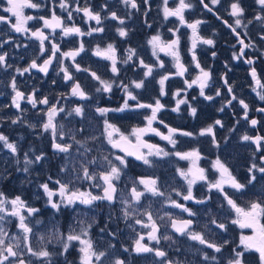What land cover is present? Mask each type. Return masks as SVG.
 <instances>
[{"label":"rangeland","instance_id":"374dc122","mask_svg":"<svg viewBox=\"0 0 264 264\" xmlns=\"http://www.w3.org/2000/svg\"><path fill=\"white\" fill-rule=\"evenodd\" d=\"M233 1L235 2V0ZM140 2L143 4L140 5V7L142 6L144 10L145 4L143 3V0ZM239 3L241 7L245 6V0H239ZM87 6L90 7V5ZM160 7L162 8H157V11L154 10L153 13L150 12L148 16V19L152 20L154 25L151 30L148 28L145 29L147 36L144 41L148 45V53L145 52L146 47L143 48L140 46L141 42L139 36H132L131 34V30L137 28V25H135V23L133 24L131 21L136 16L134 11L136 9L131 10V8V13L127 15H123L120 12L116 13L117 16L125 20V23L121 25L118 20L110 18L109 13L111 12L103 11V8L99 10L90 7L93 12L100 13L102 23L101 25H97L95 21L88 20L85 16L86 25L81 28V30L84 33H87L92 28L103 27L104 31L102 33L93 32L91 35L84 36H64L61 29H56L55 32H52L51 29L45 28L44 31L49 36V39L44 42L43 51L40 47V41L35 37H31L30 33L23 34L15 32V35L17 36L8 40L6 35H12L10 34V24H7L4 29L6 35L4 37L0 36V45H2L0 46V54L8 52V56L6 57L7 66L0 65V133H3L11 142L17 144L18 158L20 160V163L17 164V155L12 154L9 149L4 148L3 142H0V192H3L5 196L10 199L20 196L26 201L28 206L39 209V212L30 217L28 221L33 227V233L30 238L33 248L38 249L41 246L38 239L40 235L47 236L53 229L52 223L55 217V214L53 213L57 212L48 203V197L40 185L48 183L50 189H58L59 186L55 183L56 180H60L62 183L71 180L73 182L72 187L86 191L91 190L93 194H99L98 190L94 187V182L75 179V172H79L80 170V162L95 157L97 158V165L90 166V171H100L103 170L100 165L104 163L102 160L104 155H109L110 153L122 155L118 149L111 148V145L107 143L106 138L100 136V133L103 130V121L105 117L100 116V114L96 112V108L98 107L116 109L123 105L126 94L124 89L117 85L120 84V82H123L124 85H128L129 90L133 91L137 96V101L140 103L154 104L156 99H159L164 105L168 103L166 101L167 97L161 94V85L159 84L160 78L168 74L164 73V64L163 67L158 66L160 61L156 60V56L153 55L152 46L148 43L153 35L159 34L161 37H164L163 32H166V29L162 27V29H160L157 26L162 25L160 22L157 24L159 18L158 13L162 11L163 5H160ZM168 7H173V5L169 2ZM41 14L43 13L37 12V15L34 16H40ZM168 19L169 22L172 20L171 17ZM165 21L166 20L162 22L165 23ZM140 22L142 23V19ZM69 23L70 25H75L77 22ZM37 26L38 25H33L31 27V25H29L28 27L32 30H36L38 28ZM120 27H124L128 31L126 37H121L119 35L117 29ZM133 40L134 43L131 44V41ZM53 42L60 44V51L57 52L56 62L52 65L51 70L47 72V74L41 72L38 68L31 69L23 75L16 71L17 68L23 69L28 67L31 64L32 59H37L38 65L43 64L44 59H47L51 55ZM81 42L84 45V51L75 58V63H73L70 57L62 56V53L64 52L77 49ZM110 43L116 48V55L118 58L117 67L119 69L118 75L111 72V62L109 60L95 55V49L97 46L103 49ZM17 45H19V47H17ZM130 48L135 49L136 54L132 61L125 64L122 61L126 59ZM23 56H25L26 59ZM138 58H142L146 64L153 66L151 75H145L146 69L139 64ZM75 64L80 65V71L76 70ZM63 67L68 68V71L73 76V80L66 81L64 79V72L61 71ZM84 69H88V71H84ZM91 72H96V74L102 79L110 81L115 80L116 84H114L112 92H96L95 89L100 87V85L99 82L91 76ZM13 77H15L17 88L24 92L26 97L32 92H35V96L38 100L43 97H48L50 105L56 104L57 101H59L57 107H63L64 111L60 112L55 117V122L58 126H63L60 130H62L65 135L64 139L61 140L59 139L58 132L56 140L61 143H71L73 146L70 153H61L55 150L53 147L54 141L51 131H44L42 128V125L47 121L46 113L49 105L38 103L33 107L27 99L21 101L20 109H16L15 106L12 105V98L15 94L11 88ZM140 80L144 81V86L140 89H135L131 82ZM73 81H78L82 88L89 93L91 98L80 99L79 97L72 96L70 91ZM168 81L169 79L165 81L163 88L166 87ZM205 96H203V98H205ZM137 101L129 100V104L133 105L132 108L126 109L123 112H109L106 117L110 123L115 124L119 127L121 132L126 135L130 134L134 127H144L147 123L145 117L151 114V110L148 108H135L134 105ZM77 106H83V116L76 115L72 111ZM164 109H166V107H164ZM164 109L158 113V121L165 118L163 116ZM69 113H71V115H69ZM17 117L21 118L20 122L12 123ZM158 121L154 122L153 127L167 134V128L164 126L165 123L160 124ZM29 125H35V127H29ZM72 135H75L76 140L81 141V144L75 143L71 139ZM94 136L100 138L96 140L91 139ZM149 136L151 144L159 145L170 153L176 151H190L194 148H199L201 153H206L207 151L205 150L207 149V142L199 136V133L197 134V139L192 137L184 139L182 138L183 135L180 136L179 133H177L174 136V139L177 140L175 148H173L168 141L161 139L155 134ZM87 149H91V151L86 153ZM24 153H28V157L33 160L36 155L43 154L44 159L38 163L29 165V171L24 172L22 170L24 167ZM109 158L112 159L113 157L109 155ZM132 158L133 160H130V158L127 157L128 166L123 170L124 174L119 181L121 191L118 194V204L116 206H109L105 203L99 205L98 202H95L91 206L76 203L75 205L68 207L62 206L60 211L67 208L68 213L72 210L75 211V220L72 221L73 225L74 221L80 219L90 222L92 213L97 222L98 217H101V214L102 216L104 215L101 210L107 207L105 213H108L106 214L105 219H107L108 222L112 218L115 220L114 229L117 238H110L107 232L101 233L97 249L101 251L106 250L108 253V255L103 258V264H112L116 259L124 260L125 264H160L161 260L164 259L156 257L153 253L148 256H135L134 241L137 238V235L144 234L147 237L149 229L142 225H136L134 219L139 218L144 221V223H148L147 217L142 215L145 210H150L153 219H155L157 224L160 225V243L157 244L155 241L153 242H155V246L164 249L168 253L167 259L170 258L173 261L178 260L182 262V264H217L216 261L203 260V252H207L211 256V254L214 253L212 249H208L206 246L200 245L196 241H192L187 235L182 236L180 234H175L170 227L171 221L165 216V213H170L172 217L188 215L187 212L170 204L168 202L169 197L172 200H176L179 203L186 205V207L193 212L191 204L194 200L184 201L182 196H178L176 192L173 191V189H177L186 194L187 184L183 178L179 176L177 169L186 170L189 167L190 162L181 160L174 155H169L168 157H151L150 159H152L154 163L152 166H148L141 161L135 160L134 157ZM74 165L75 172L73 168ZM201 165L202 164L199 161V166ZM133 167L135 170H133ZM65 168L67 171H62V169ZM234 172L235 171H232L233 175L239 179L238 174H234ZM140 177H158L160 189L165 193V196L153 197L151 194H146L145 197L141 199L139 205H134L135 207H138L141 215L125 221L122 213L124 205L120 203V199H130L129 191L132 187V181L137 180ZM202 182L204 181H199L193 186L194 196L198 193L199 197H207L208 195H211V193H214L216 194L215 200L221 203L223 200L222 194L216 190H212L211 193H209L207 182H204V185L200 186ZM53 199L59 200V196H55ZM209 202L210 200H207L202 207L201 220L203 225L208 224L203 218L208 217L210 213L207 206H205ZM202 204L203 203H199V205ZM24 214L27 216L26 212ZM161 216H165L164 220L159 219ZM36 220L41 221V223L36 224ZM0 226H3L8 232L9 240L7 242H13L11 240V237L13 236L22 237L21 230L18 227L17 218L6 217L4 221H0ZM55 226L62 227V219H60ZM101 226L103 227V225ZM60 231L63 232L62 229H60ZM164 235L170 236L171 240H164L162 238ZM205 237L207 239H212L211 235H207V233H205ZM109 244H112L115 247L109 248ZM78 246V244H74V247L69 249L67 258L69 261H72L73 264H78V252L76 250ZM56 247L57 246L52 244L48 245L49 251H53ZM125 249H127V251H125ZM198 249L200 251H197ZM21 250L26 252L23 242L21 243ZM217 254L219 253H214L218 258L219 264H222L223 261H221V258L226 260L227 257L218 256ZM23 258L31 261L32 264H41L40 261L31 257L30 254L25 255ZM57 264H63V258H59Z\"/></svg>","mask_w":264,"mask_h":264},{"label":"snow or ice","instance_id":"6c2138e0","mask_svg":"<svg viewBox=\"0 0 264 264\" xmlns=\"http://www.w3.org/2000/svg\"><path fill=\"white\" fill-rule=\"evenodd\" d=\"M122 3L125 6H130L131 9H136L137 11L140 8V5L137 3V0H122ZM145 5L148 4V0H143ZM201 3L205 8L209 11H212L209 8L208 4L204 3V0H201ZM219 0H211V4H218ZM257 3L261 6V11H264V0H257ZM169 0H163V18L167 20L169 17H176L179 19L180 23L186 24L187 27L192 29L193 40L191 44L190 51L192 52V58L196 62L195 66L199 69V75L195 77V79L191 80V82L185 81L188 87L191 88L193 85H198L200 88V95L205 96L204 89L208 85V81L211 79V72L209 70H205L200 66L199 61L197 60L195 54V48L197 46V42H202L207 45L214 46L215 42L212 39H205L200 37L197 33L198 26L202 23L200 20H196L192 23H188L185 20L184 12L186 9H191L193 5L186 0H179V3L176 7H168ZM8 7L4 8L3 11L6 13H10V16H0V23L10 24L11 28L17 33L23 34H31V37H35L40 41V47L43 51L44 42L49 39V36L45 33L44 29H51L52 32H55L56 29H61L64 36L69 35H91L93 32L104 31L103 27L92 28L89 32L84 33L79 27L72 25H65L62 17L57 16L55 10L53 9L51 17L45 18L44 16H32L25 15V9H39L43 5L38 2H34V0H7ZM59 7L63 10H68L71 5H69L68 0H60ZM106 7V6H105ZM231 11L230 15L235 17L234 24L236 26H241L243 23L242 17L244 15V8L241 7L239 0H235V2L230 5ZM77 12H83V14L88 18V20H93L97 25H101L102 19L99 12H93L89 6L80 7L78 0L75 8ZM147 15V13H145ZM15 18V22H12V19ZM72 12L68 11V19L71 20ZM110 18L114 20H118L121 25L125 23V20L119 16H117L116 12L110 13ZM256 20H264V16L257 15L255 17ZM32 20L43 21V27L37 28L36 30H32L29 28L28 22ZM227 24V21H224ZM251 23V21H249ZM151 27V25H149ZM228 27L232 29L233 32H236V28L233 25L228 24ZM119 35L121 37H126L128 35V31L124 27H120L117 29ZM169 31L178 32V29H169ZM239 36V33H237ZM243 47L240 50L239 55L234 54L235 59H240L244 55V48L252 47L251 44H245L241 39L238 41ZM148 43L152 46L153 55L157 56L158 52H165L166 54L173 57L175 60V67L178 69L177 75L183 76L187 71L185 65L181 62V56L179 52V44L180 38L177 35L175 39L171 41H163L162 37L157 34L153 35ZM2 46V45H0ZM19 47V45H17ZM60 51L59 45L56 43H52V51L51 56L48 59L43 61V64H37L36 60H33L31 64L23 69L17 68L16 71L23 75L24 73L29 72L31 69H39L41 72L47 74L49 66L52 64L53 59L56 56V53ZM84 51V45L81 42L77 49L62 53L63 57H70L75 63V58L80 55L81 52ZM135 49H129L128 55L126 59L122 62L127 64L129 61L133 60L135 56ZM95 55L102 57L111 62V72L113 74H119V69L117 67L118 58L116 55V48L113 44H108L106 48H100L99 46L95 49ZM215 56V53H213ZM6 57L7 53L0 54V65H6ZM139 59V64L142 65L146 69V76L152 74L153 66L148 65L144 62L142 58ZM157 59L159 57L157 56ZM248 64H253L254 61L252 59L247 60ZM159 67H163V62L160 61ZM76 70L80 71V65L75 64ZM61 71L64 72V79L66 81L73 80V76L68 71L67 67H63ZM84 71H88V69H84ZM252 77L256 80V84L260 88H264V83L258 78L255 68L251 70ZM91 76L99 82L100 87L95 89L96 92H106L111 93L113 90L114 84H116L115 80H105L96 74V72H91ZM169 79L168 75H164L160 78L159 84L161 85V94L164 95V84L165 81ZM224 83L227 84V79H224ZM131 84L135 89H140L144 86V81H132ZM118 87H122L125 91L126 98L121 107L116 109L106 108V107H98L96 108V112L100 114V116L105 117L103 121V130L100 133L101 137L106 138L107 143L111 145V148L118 149L119 152L124 155H115L109 154L113 158L110 159L109 155H104L102 157L103 164L100 167L103 170L100 171H90V166L97 165V158H91L86 161L80 162V170L79 172H75V165L73 166L75 172V179H83L94 182L95 187L100 188L101 194H93L91 190L82 191L79 188L72 187V181L69 180L66 183H62L60 180H56L55 183L59 186L58 189H50L48 183H43L40 187L43 189L44 193L48 197V203L51 205L53 209L57 212L60 211L61 207H68L75 205L76 203H80L83 205H93L97 201H108L109 203H115L117 200L118 193V183L121 180L122 175L124 174L123 170L127 168L128 161L127 157H135L136 160L142 161L143 164L152 166L153 160L151 157H168L169 155H174L179 157L181 160L189 161V167L185 169H177L180 177L187 184L186 194L180 192L177 189H173L174 192L178 196H182L184 201L195 200L196 203H205L207 200L211 199V196L208 195L204 199H197L193 194V186L199 182L204 181L207 182L208 191L211 193L212 190H216L221 193L223 196V200L226 202L228 209L230 212L234 213V218L230 219V223L232 225L238 226L240 229L250 230V234L245 235L241 234L239 237V243L235 248L231 250V255L226 260V264H245V253H256L258 264H264V189L256 196L255 199L247 200L243 205L238 204L236 199H234L227 191H225V187L235 190L236 192H242L246 189L247 185L253 184L257 180L256 172L264 174V166H259L256 163H252L248 169V172L251 174L247 180V183H241L235 175H233L232 171L228 167V165L222 161L219 157L213 162V169L219 174L218 179L209 180L206 175V169L199 166V161L203 158L199 148H194L190 151L180 152L176 151L174 153H170L166 151L164 148L160 147L156 144H151L147 140L144 139V136L148 134H155L159 136L161 139L168 141L173 148H175L177 144V140L174 139V136L179 133L183 136L191 137L194 135L192 132L181 131L176 128L169 127L168 125H164L167 128V134L159 131L157 128L153 127L154 122L158 121V113L164 109L165 105L160 102L159 99L155 100L154 104H145L137 101V96L133 93V91L129 90L128 85H124L123 82L117 85ZM11 88L15 93L12 98V105L15 106L16 109L21 108V101L27 99L29 103L35 107L38 103L43 105H49L47 110V121L42 125L44 131H51V135L53 138V147L55 150L61 153H70L72 149L71 143H57L55 142L57 139V135L59 132V139H64V132L62 129V125L58 126L55 122V117L64 111L63 107H57L59 101L56 104H51L47 97H43L42 99H37L35 96V92H32L30 95L26 97L25 93L20 91L17 88L15 77H13L11 81ZM227 91L229 93L232 92L231 86L228 87ZM70 94L72 96L79 97L80 99H90L89 93H87L80 85L78 81H73V85L71 87ZM176 96L180 95V92L175 93ZM216 95L219 96L220 92L217 91ZM260 99L264 100V94H260ZM208 100H212V96L205 97ZM236 96L233 95L230 100H228V104L231 105L232 100H235ZM129 100L137 101L134 105L135 108H148L151 110V114L146 116L145 119L147 121L144 127H134L130 134L126 135L121 132L119 127L115 124L110 123L108 121L107 114L109 112H123L126 109H130L133 105L129 104ZM188 103L187 99H179L177 100L176 108L173 111H179V107L182 104ZM239 104L242 105L244 109V119H248V104L245 103L244 100H239ZM190 108V114L194 117L197 113V109L195 107ZM223 111V108L220 109ZM76 115L83 116V106H77L72 110ZM259 112H264V108L257 109ZM71 115V113H69ZM20 117H17L12 123L20 122ZM160 124H164L163 120L158 121ZM251 125L255 126L258 121L256 119H252L250 121ZM219 125L223 127V124L220 120H216L214 124L208 125L206 128L200 130L199 135H209L212 137V142L217 147L219 144L215 139V126ZM29 127H35V125H29ZM100 137H92L91 139L96 140ZM71 139L77 143L81 144V141H77L75 135L71 136ZM242 140L251 141L256 145V149L259 151L261 149L262 142H264V136L257 135L255 137L249 136L247 134L242 136ZM0 142H3V146L6 149H9L12 154L17 155L16 163L19 164L20 160L18 158V147L15 142H11L7 136L3 133H0ZM91 149H87V152H90ZM85 153V155H86ZM44 159L43 154L36 155L34 160L28 157V153H24L23 160V171H29V165L34 163H38ZM261 161L264 162V156H261ZM62 171H67V169H62ZM51 179V178H49ZM142 186V187H140ZM146 194H151V196L156 197H164L165 193L161 191L159 186V178L158 177H140L137 180L132 181V187L129 191L130 199L121 198L120 203L124 205L122 208V213L125 221L130 218H135L141 215L138 207L134 205H139L140 201ZM59 196V200H54L53 197ZM168 202L172 204L174 207L178 209H182L184 212H187L189 216H195L196 213L192 212L191 209L186 207V205L179 203L176 200H172L170 197L168 198ZM220 208H224L225 205L222 203L219 205ZM27 213V216L24 213ZM39 212V209L28 206L26 201H24L20 196H16L14 198H8L5 196L3 192H0V221H4L6 217H14L18 219V227L21 230V236H13L11 240L13 242H7L9 240L8 232L5 230L3 226H0V264H32L31 261H26L23 257L25 255H29L31 257L36 258L37 261H40L41 264H57V260L59 258H63V264H73L72 261L68 260L69 249L74 247V244H78L79 247L76 249L78 252V264H103V258H105L108 253L106 250L101 251L98 250L95 242L91 239L89 232L93 225L96 223L95 220L92 222H87L84 219L74 221L73 225L69 227V230L65 233L60 231L58 226H53V229L49 232L47 236L40 235L38 237L41 246L38 249L33 248L30 238L33 233V227L30 225L29 218L34 216ZM142 215L147 217L148 223H144L139 218L134 219V223L136 225H142L145 228H148L149 231L147 233V238L149 241H155L157 244L160 243L161 236L160 225L157 224V221L153 219L152 212L150 210H145ZM165 216L171 221V228L174 229L180 235H187L189 239L192 241L198 242L200 245L206 246L208 249H212L214 253H222V251L226 248V246L231 243L229 240H222L221 242H216L214 239H207L205 237V233L203 231H196L193 228V221L191 219H177L172 217L170 213H165ZM165 216L159 217L160 220H164ZM36 224L41 223V221L36 220ZM212 225H215L218 229L227 231V224L224 222H219L215 216H213L210 220ZM78 226V227H77ZM204 229H208V224H205ZM103 231V229H101ZM112 235H115L112 233ZM164 240H171V237L168 235H164L162 237ZM145 240L144 234H138L137 238L134 241V251L136 253H152L154 252L156 257L165 258L167 253L159 248H153L149 244L143 243ZM24 243L26 252L21 250V243ZM52 244L57 246L53 251H49L48 245ZM109 248L115 247L112 244L108 245ZM237 248H242L241 251H237ZM127 251V249H125ZM197 251H200L199 249ZM203 260L204 261H216L217 264L218 258L215 255H209L207 252H203ZM112 264H125V261L122 259H116ZM160 264H182L180 261H173L171 259H162Z\"/></svg>","mask_w":264,"mask_h":264},{"label":"flooded vegetation","instance_id":"af4514ba","mask_svg":"<svg viewBox=\"0 0 264 264\" xmlns=\"http://www.w3.org/2000/svg\"><path fill=\"white\" fill-rule=\"evenodd\" d=\"M141 0H137L139 5H143ZM34 2L41 3L43 6L39 9H25V15H37V12L43 13L40 16L45 18H50L53 9L57 16L62 17L65 25H70L69 22H77L75 26L80 29L85 27V15L83 12L75 11L77 0H68L71 7L66 11L59 7L60 0H34ZM169 2L176 7L179 0H169ZM193 5L191 9H186L184 12L185 20L188 23H192L196 20L202 21V23L197 28V33L200 37L205 39H212L215 42L214 46L204 44L202 42H197L195 48V54L200 66L205 70L211 72V79L208 81L207 87L204 89L206 96H212V100L203 98L200 95V88L198 85H193L191 88L188 87L185 81L191 82L199 75V69L195 66V61L192 58L191 44L193 40L192 29L187 27L186 24H181L179 19L176 17H171L172 20L167 19L164 22L163 11L158 13V21L162 25H157L158 28L166 29L163 32V41H171L175 39L178 35L180 38L179 52L181 56V62L187 68V71L183 76L177 75L178 69L175 67V60L172 56L166 54L165 52H158L157 56L159 59L157 61H162L165 65L164 73L169 75V81L164 88V96L167 97L165 104L166 109L163 110V120L165 125L172 128L179 129L181 131H187L194 133L192 138L197 139V134L201 129L206 128L208 125L214 124L216 120H220L223 127L215 126V139L219 144L217 147L212 142V137L209 135L201 136L207 142L206 153L203 152V159L200 160L202 164L200 167L206 169V175L209 180L218 179L219 174L213 169L212 164L219 157L224 161L231 171H235L234 174H238L239 181L241 183H247L249 176V167L252 163H256L259 166H264V162L261 161V156H264V142H262L261 149L258 151L256 145L251 141L242 140V136L247 134L249 136H264V112H259L257 109L264 108V100L260 99V94H264V88H260L256 84V80L251 75V70L255 68L258 78L264 83V20H256L257 15L264 16V11H261V6L257 3V0H245L244 15L242 17L243 23L241 26H236L234 24L235 17H232L229 13L231 11V3L233 0H219L218 4H211V0H204L205 4L209 5L216 10L209 11L203 6L201 0H186ZM79 6L84 7L85 5H90V7L96 8L106 12H116L123 15L130 14V6H125L122 0H78ZM156 7H155V5ZM163 0H148V4L143 7L141 6L139 10H134L136 16L133 18L132 23L137 25V28L132 29V36H139L141 42V47H146L145 52L148 53V45L144 40L147 36L145 29H150L154 27L152 20H149V13L157 8H162ZM106 6V7H105ZM8 7L7 0H0V16H10V13L3 11L4 8ZM132 10V9H131ZM68 11L72 12L71 20L68 19ZM157 11V10H156ZM36 13V14H35ZM147 13V15H145ZM110 14V13H109ZM36 17V16H34ZM142 19V23L140 22ZM227 19V24L224 23ZM163 21V22H162ZM251 21V23H249ZM15 22V18L12 19ZM228 24L233 25L236 28V32H233ZM7 23H0V36L4 37L5 27ZM38 25V28H42L43 22L39 20H32L28 22L29 26ZM151 25V27H149ZM144 27V28H143ZM162 27V28H161ZM169 29H178V32L170 31ZM11 36L6 38L10 40L15 38V31L10 29ZM146 32V33H145ZM239 33V36H237ZM4 34V35H3ZM167 35V36H166ZM120 39V38H119ZM243 40L245 44H251L252 47L244 48V55L240 59H235L234 54L239 55L241 48L243 47L238 41ZM138 40V41H139ZM134 40L131 41V44ZM7 44V43H5ZM60 46V44H58ZM215 53V56H213ZM8 56V52H7ZM49 56V55H48ZM47 56V57H48ZM25 58V56H23ZM46 57V58H47ZM57 57V53H56ZM26 59V58H25ZM252 59L253 64H248L247 60ZM36 63H38L37 59ZM45 60V59H44ZM43 61V59H42ZM56 62V61H55ZM51 70V69H50ZM49 70V71H50ZM48 71V72H49ZM227 79V84L224 83V79ZM231 86L232 92L227 91L228 87ZM180 92L179 96H176V92ZM219 91L220 95L217 96L216 92ZM235 95L236 99L232 100L231 105L228 104V100ZM205 96V97H206ZM48 98V97H47ZM187 99L188 103L182 104L179 107V111H173L176 108L177 100ZM244 100L248 104V119H244V109L242 105L239 104V100ZM195 107L197 109L196 115L193 117L190 114V108ZM223 108V111L220 109ZM256 119L258 123L253 126L250 121ZM160 129V126H159ZM151 135V134H149ZM144 136V139L149 143L151 142L150 136ZM180 135V134H179ZM182 136V135H180ZM188 136H182L184 139L191 138ZM57 142V140L55 141ZM61 143V142H57ZM122 155H124L122 153ZM133 160L132 157H128ZM136 160V159H135ZM139 161V160H138ZM142 162V161H141ZM133 170L135 168L133 167ZM257 180L253 184L247 185L246 189L242 192H236L233 189L225 187V191L229 193L234 199H236L238 204L243 205L249 199H255L256 196L264 189V174L256 172ZM196 185V184H195ZM204 185V182L200 186ZM118 193L120 190V183H118ZM95 187V185H94ZM99 194L101 190L95 187ZM199 188V187H198ZM86 191V190H82ZM199 191V190H198ZM200 193V192H199ZM197 199H204L205 197H199L198 193L195 194ZM215 195V196H214ZM211 199L207 206L208 211H210L208 217H204L208 223V229H204L202 224V205L196 203L195 200L191 204V208L195 216H182L192 218L195 223L193 228L196 231H204L207 235H211L212 239L216 242H221L222 240H229V243L222 252H231L233 248L239 243V237L243 233L245 235L250 234V230L240 229L236 225L230 223V219L234 218V213L230 212L228 206L224 200L219 203L216 198V194L211 193ZM118 199V198H117ZM209 201V200H208ZM99 205L105 203L109 206H116L118 200L115 203H109L108 201H97ZM224 204V208H220V204ZM107 207L101 210L104 214L98 217V221L93 223L89 235L91 239L97 244L100 242V235L102 232H107L110 238L116 239L117 235L115 232V220L112 218L108 222L105 219ZM93 212V210H92ZM52 214V213H50ZM55 214L52 225L55 226L62 219V227L58 226L63 232H67L69 227L72 225V221L75 220V211H69L67 209H62L59 212H54ZM52 214V215H53ZM215 218L219 222H224L227 224V231L218 229L215 225L210 223L211 218ZM95 220V216L92 213L91 221ZM221 220V221H220ZM103 225V227L101 226ZM171 227V226H170ZM106 228V229H105ZM103 229V231H101ZM114 233L115 235H112ZM179 234V233H175ZM215 236V237H214ZM226 237V238H225ZM225 238V239H224ZM120 242V241H119ZM145 244H149L153 248H159L163 251L164 249L155 246V242L149 241L145 235ZM79 247V246H78ZM242 248H237V251H241ZM166 252V251H165ZM154 254V252H152ZM152 253H136L135 256H148ZM167 253V252H166ZM167 256L164 259H167ZM254 258V260H252ZM170 259V258H169ZM172 260V259H171ZM245 264H258L256 253H245Z\"/></svg>","mask_w":264,"mask_h":264},{"label":"water","instance_id":"95a60500","mask_svg":"<svg viewBox=\"0 0 264 264\" xmlns=\"http://www.w3.org/2000/svg\"><path fill=\"white\" fill-rule=\"evenodd\" d=\"M210 8L213 10V11H215L216 12V10L215 9H213L211 6H210ZM225 21H227V19H225ZM51 56V55H50ZM49 56V57H50ZM48 57V58H49ZM47 58V59H48ZM55 59H56V56H55V58L53 59V61H52V63L55 61ZM51 66H52V64L49 66V69H48V71L51 69ZM81 85V84H80ZM82 87V86H81ZM135 158V157H134ZM118 187V186H117ZM174 218H177V219H191L192 221H193V225H194V223H195V221L192 219V218H189V217H174ZM172 229V228H171ZM172 231H174V232H176L174 229H172ZM177 233V232H176ZM26 261H28L26 258H24Z\"/></svg>","mask_w":264,"mask_h":264},{"label":"trees","instance_id":"16d2710c","mask_svg":"<svg viewBox=\"0 0 264 264\" xmlns=\"http://www.w3.org/2000/svg\"><path fill=\"white\" fill-rule=\"evenodd\" d=\"M211 255H214V253H212ZM218 256H225V257H227V258H229V256L231 255V252L229 253H227V252H222V253H219V254H217ZM227 260V259H226ZM226 260L224 259H222L221 258V261H223V263L222 264H226ZM252 260H254V258L252 259Z\"/></svg>","mask_w":264,"mask_h":264}]
</instances>
